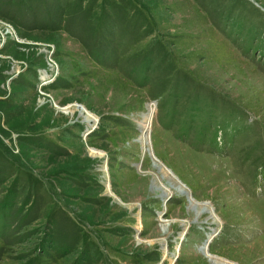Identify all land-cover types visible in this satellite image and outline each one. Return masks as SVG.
<instances>
[{"label": "rangeland", "instance_id": "obj_1", "mask_svg": "<svg viewBox=\"0 0 264 264\" xmlns=\"http://www.w3.org/2000/svg\"><path fill=\"white\" fill-rule=\"evenodd\" d=\"M204 245L264 264V0H0V264Z\"/></svg>", "mask_w": 264, "mask_h": 264}, {"label": "bare ground", "instance_id": "obj_2", "mask_svg": "<svg viewBox=\"0 0 264 264\" xmlns=\"http://www.w3.org/2000/svg\"><path fill=\"white\" fill-rule=\"evenodd\" d=\"M81 114L84 116L85 120H90V121L93 120V119H91L90 117L86 116L85 113H81ZM151 115H152V114H151ZM147 117H149V118H147V119H148V122H149L151 117H150L149 115H148ZM84 118H83V119H84ZM145 118H146V117H145ZM144 142L147 143V142H146V139H145V141L143 140V143H144ZM151 150H152V149H151ZM157 166H158V165H157ZM158 167H159V166H158ZM105 168H106V166H105ZM105 168H104V169H105ZM159 188H160V187H159ZM175 189H176L177 192L182 193V194L186 192V190H184L183 188H181V187H179V186H176ZM175 189H174V190H175ZM163 192H165V193H163L164 195H167L166 193H170V192H169V189H167V190H165V191H163ZM186 193H187V192H186ZM190 204L192 205L191 207H192L193 209L196 208V203H194L193 201H191ZM203 210H204V211H205V210L208 211L209 209H208V208H204ZM197 211H198V210H197ZM197 211H196V214L198 215L200 212H199V211L197 212ZM212 216H213V215H212ZM164 222H166V221H164ZM169 226H170L169 224H163V225H162V232H163V233H168V232H169ZM166 235H167V234H166ZM164 243H165V241L163 240L161 244L164 245ZM201 251L203 252V254L212 257V258L210 259V261H211L212 263H214V264H229V262H226V261H220V260L215 259L213 255L211 256V255L209 254V245H208V246L204 245V246L202 247ZM230 264H231V263H230Z\"/></svg>", "mask_w": 264, "mask_h": 264}]
</instances>
